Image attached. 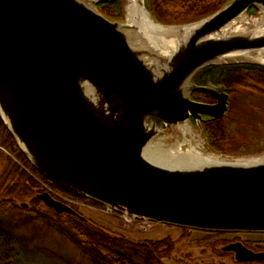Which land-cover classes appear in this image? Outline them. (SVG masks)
I'll use <instances>...</instances> for the list:
<instances>
[{
    "label": "water",
    "instance_id": "water-1",
    "mask_svg": "<svg viewBox=\"0 0 264 264\" xmlns=\"http://www.w3.org/2000/svg\"><path fill=\"white\" fill-rule=\"evenodd\" d=\"M116 1L0 0L3 126L30 165L71 195L139 221L264 233V156L229 158L192 140L216 162L158 164L145 156L169 128L227 117L226 89L199 87L195 78L212 66L264 68V0H232L172 25L137 0L154 29L129 22L131 0L123 20L98 9ZM195 92L217 103L195 102ZM37 199L58 215L79 216L46 192ZM223 252L241 264L264 262V252L241 243Z\"/></svg>",
    "mask_w": 264,
    "mask_h": 264
},
{
    "label": "rangeland",
    "instance_id": "rangeland-1",
    "mask_svg": "<svg viewBox=\"0 0 264 264\" xmlns=\"http://www.w3.org/2000/svg\"><path fill=\"white\" fill-rule=\"evenodd\" d=\"M233 89L231 111L225 117L228 140L223 155L244 159L262 157L264 87L237 86ZM192 123V126L183 124L169 128L154 143L160 142L166 148H174L178 144L183 145L185 140L200 141L209 151L200 123ZM181 128L184 132L188 131L186 128H190L191 132L184 136ZM0 131V203L11 201L18 207L22 204L29 206L23 208L24 211L8 226L14 244L10 248V255L6 256L2 264H114L94 255L92 246L81 234V229L93 232L102 229L133 244L151 247L152 243L165 242L172 247L168 255L162 256L160 253L166 250L163 246L145 264H240L233 254L225 257L220 255L224 253L222 245L217 247V254L215 253L211 245L218 239L239 241L253 249L264 251V233H227L220 237L208 232L183 230L157 223H136L107 207H100L92 201L78 199L62 194L63 192L59 194L75 199L77 204L69 206L89 223L84 221L85 224H82L81 220L58 215L37 200L38 194L47 192L45 186L38 182L41 178L19 159L17 146H12V139L4 130ZM21 175H28L39 188L25 190L21 186ZM43 183L49 185L44 180Z\"/></svg>",
    "mask_w": 264,
    "mask_h": 264
},
{
    "label": "trees",
    "instance_id": "trees-1",
    "mask_svg": "<svg viewBox=\"0 0 264 264\" xmlns=\"http://www.w3.org/2000/svg\"><path fill=\"white\" fill-rule=\"evenodd\" d=\"M230 1L232 0H147L146 2L147 8L159 23L172 25L185 24L205 18L222 9ZM98 9L109 18L116 20L124 19V0L100 4ZM255 12V9L250 10V13ZM199 77L204 81L205 79H211L217 83L226 84L231 88L253 86L263 89L264 87V68L254 65L212 66L200 72L195 80H198ZM226 119L206 123L201 126L207 140V145L213 152L225 153V145L228 140ZM0 130H4L9 138L12 139V146H17L12 135L3 126L1 119ZM17 150L19 159L31 167V170L41 179L46 180L30 165L21 151ZM20 180L21 186H24L23 188L27 191H33L36 187L39 188L28 175L20 177ZM54 187L57 188L56 186ZM57 189L65 193V191ZM22 211H24L22 207L16 206L11 201L0 203V264L5 260L6 256L10 255V248L14 244L13 236L8 231V226L14 222ZM80 216L81 214L70 217L83 221L82 224H85L84 221L87 224L89 223L85 219L82 220ZM183 230L188 229L183 228ZM81 234L90 242L95 256L114 264H145L149 257L160 252L163 246L166 247V250L160 253L162 256L168 255L172 250V247L167 246L165 242L152 243L151 247L133 244L125 239L113 236L102 229L97 232L83 231L81 229ZM221 243L217 241L211 245L216 254V249ZM220 255L225 257L227 254L221 253ZM248 264H264V262Z\"/></svg>",
    "mask_w": 264,
    "mask_h": 264
},
{
    "label": "bare ground",
    "instance_id": "bare-ground-1",
    "mask_svg": "<svg viewBox=\"0 0 264 264\" xmlns=\"http://www.w3.org/2000/svg\"><path fill=\"white\" fill-rule=\"evenodd\" d=\"M131 12L129 13V22L138 21L141 25L147 26L148 28H155L152 24L149 16L142 10L138 8L137 0H131L130 6ZM262 25V24H258ZM240 30V29H239ZM182 132L184 129L181 128ZM190 130L184 132V136H187V133ZM198 144L189 140H185L184 144H178L174 148H166L160 142L153 143L145 151V156L158 164H170V165H189L195 166L204 163L216 162L211 157H204L202 151L198 150ZM125 219L134 221L135 219L124 215Z\"/></svg>",
    "mask_w": 264,
    "mask_h": 264
},
{
    "label": "flooded vegetation",
    "instance_id": "flooded-vegetation-1",
    "mask_svg": "<svg viewBox=\"0 0 264 264\" xmlns=\"http://www.w3.org/2000/svg\"><path fill=\"white\" fill-rule=\"evenodd\" d=\"M195 83L197 86L199 87H207L209 86V84L215 86V87H224L226 89V92L227 94L229 95L230 97V101H229V104H228V115L231 111V96H232V91L234 90L233 88L231 87H228L226 84H222V83H217L211 79H205L202 80L200 77L198 78V80H195ZM246 88V87H244ZM192 100L195 101V102H198V103H202V104H210V105H215L217 103V100L212 97L211 95L207 94V93H204V92H195L193 95H192ZM204 118V121L200 122V125L203 126L204 124L206 123H211L209 120V117L208 116H203ZM219 121V120H218ZM194 123H196V121L193 120ZM83 200V199H82ZM41 202V201H40ZM211 234L212 236H223L227 233H209ZM219 242H222L219 246H221L222 244V251H223V248L226 247V246H229V245H232V244H237V243H241L244 247L256 252V253H259V252H264L262 249H253L251 248L250 246L248 245H245V243H242V242H239V241H226V240H223V239H218ZM217 242V241H216ZM226 254H233L234 257H235V253H227V252H224Z\"/></svg>",
    "mask_w": 264,
    "mask_h": 264
},
{
    "label": "built area",
    "instance_id": "built-area-1",
    "mask_svg": "<svg viewBox=\"0 0 264 264\" xmlns=\"http://www.w3.org/2000/svg\"><path fill=\"white\" fill-rule=\"evenodd\" d=\"M42 185H44L45 186V188H46V190H47V192L52 196V197H54L56 200H58V201H60V202H62V203H64V204H68V205H73V204H77L76 202H75V199H69V198H67V197H64V195L62 196L61 194H59L60 192H58L57 190H55L52 186H49V185H47V184H45V183H43V181H41V180H38ZM123 218H125V217H123ZM133 222H139V221H136V220H134ZM142 223V222H141ZM147 223V222H146Z\"/></svg>",
    "mask_w": 264,
    "mask_h": 264
}]
</instances>
